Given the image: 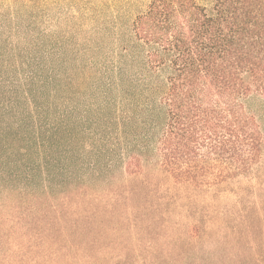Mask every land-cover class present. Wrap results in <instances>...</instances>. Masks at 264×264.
Wrapping results in <instances>:
<instances>
[{"label":"trees","instance_id":"16d2710c","mask_svg":"<svg viewBox=\"0 0 264 264\" xmlns=\"http://www.w3.org/2000/svg\"><path fill=\"white\" fill-rule=\"evenodd\" d=\"M11 1L26 9L42 2ZM36 16L0 11V264H128L121 254L83 252L97 241L72 237L91 228L81 220L96 203L112 199L111 182L100 194L93 181L115 162L105 128L97 142L92 105L75 100L81 63L55 64ZM132 29L144 50L139 148L121 141L130 148L121 177L141 171L150 143L177 185L204 190L249 173L263 148L246 102L264 95V0H213L210 8L149 0Z\"/></svg>","mask_w":264,"mask_h":264},{"label":"rangeland","instance_id":"374dc122","mask_svg":"<svg viewBox=\"0 0 264 264\" xmlns=\"http://www.w3.org/2000/svg\"><path fill=\"white\" fill-rule=\"evenodd\" d=\"M41 1L26 9L0 0V9L37 13L34 22L46 34V51L55 53V64H66L72 56L81 63L73 74L75 100L92 105L96 137L105 128L107 153L115 162L99 175L107 174L104 182L93 181L100 194L111 182L112 199L96 203L81 220L91 225L87 233L72 236L97 241L82 251L121 254L129 257L128 264H145L147 258L146 264H264V95L254 93L246 102L263 134L260 160L246 175L204 190L177 185L160 168L150 143L141 171L123 179L130 148H139V56L144 50L139 40L132 42V23L149 0ZM195 1L207 8L213 2ZM71 36L77 44L72 45ZM104 81L109 84L101 89ZM115 137L120 139L116 143Z\"/></svg>","mask_w":264,"mask_h":264}]
</instances>
